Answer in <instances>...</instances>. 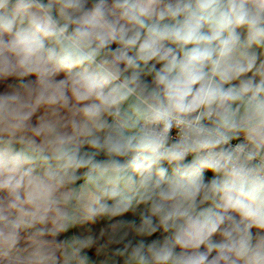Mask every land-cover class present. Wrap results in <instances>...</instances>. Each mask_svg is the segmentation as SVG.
<instances>
[{"label":"clouds","instance_id":"1","mask_svg":"<svg viewBox=\"0 0 264 264\" xmlns=\"http://www.w3.org/2000/svg\"><path fill=\"white\" fill-rule=\"evenodd\" d=\"M0 264H264V0H0Z\"/></svg>","mask_w":264,"mask_h":264},{"label":"rangeland","instance_id":"2","mask_svg":"<svg viewBox=\"0 0 264 264\" xmlns=\"http://www.w3.org/2000/svg\"><path fill=\"white\" fill-rule=\"evenodd\" d=\"M207 175H208V176H210V175H211V173H207Z\"/></svg>","mask_w":264,"mask_h":264}]
</instances>
